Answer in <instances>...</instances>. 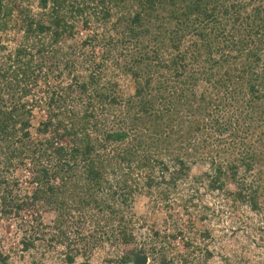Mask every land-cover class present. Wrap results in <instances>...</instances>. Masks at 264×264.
<instances>
[{"label":"trees","instance_id":"obj_1","mask_svg":"<svg viewBox=\"0 0 264 264\" xmlns=\"http://www.w3.org/2000/svg\"><path fill=\"white\" fill-rule=\"evenodd\" d=\"M216 193L264 205V0H0V222L55 211L67 264L104 241L174 264Z\"/></svg>","mask_w":264,"mask_h":264},{"label":"rangeland","instance_id":"obj_2","mask_svg":"<svg viewBox=\"0 0 264 264\" xmlns=\"http://www.w3.org/2000/svg\"><path fill=\"white\" fill-rule=\"evenodd\" d=\"M126 85H129V83ZM201 193H204L203 189ZM219 195L218 193L204 194L203 199L208 205L202 215L205 218L200 216L196 221L194 220L196 229L200 231L196 232L194 230L192 234H187L189 231H186L188 237L191 235L197 238L196 245L199 248L196 252L191 256H187L186 254L190 250L181 248L180 244H174L173 249L164 244L166 251H170V255L175 258L176 256L179 257L176 258L174 264H264V205L261 206L260 211L256 212L243 207L234 214L226 211V209L224 210L225 213L221 214L217 211L220 209L221 202ZM134 202L131 209L137 215H150L152 200L148 196L137 195ZM221 205L223 206L224 204ZM42 214L43 219L38 218V221L36 220L37 213L35 212L33 213V218L26 217L25 219L28 223L17 220V217L12 221L0 222V248L3 254L8 256L7 264H67L64 261L63 254L66 248H64L62 241H49L50 237L54 236L55 233H52V229L48 226L52 225L57 214L55 211ZM201 214L202 212L199 213V215ZM158 217L160 218L159 221H161L165 214L162 211H158ZM19 221L22 223L20 226H18ZM79 221L76 220L77 223ZM38 222H42V225L38 224ZM80 223L84 226V222L81 221ZM159 228L164 232V227L161 224ZM205 231H208L209 237H203L201 233ZM137 233L138 242L145 243L146 249H150L148 245H151L153 240L149 234L148 227H140ZM79 234L81 236L86 235L81 230L78 233L76 231V233L69 234L68 237H70V240L76 241V237ZM24 236L36 239L35 249L29 252L22 249L20 241ZM87 243V245L90 244V248L88 246L85 248L83 244L80 245L82 252L72 264H115L110 263L108 259L124 252L118 245L112 244L113 242ZM48 244L49 247L47 246ZM70 244L72 249L76 248L75 244L77 243L74 244L72 242ZM207 252L211 255L208 256ZM149 257L151 258H149L147 264H157L152 254ZM183 257L187 259V263L184 262ZM181 259L183 262H179ZM0 264L3 263L0 262Z\"/></svg>","mask_w":264,"mask_h":264},{"label":"water","instance_id":"obj_3","mask_svg":"<svg viewBox=\"0 0 264 264\" xmlns=\"http://www.w3.org/2000/svg\"><path fill=\"white\" fill-rule=\"evenodd\" d=\"M148 261V255L137 253L133 256L131 264H147Z\"/></svg>","mask_w":264,"mask_h":264}]
</instances>
